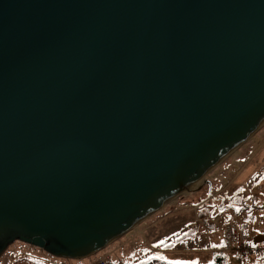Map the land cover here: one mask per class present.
Returning a JSON list of instances; mask_svg holds the SVG:
<instances>
[{
    "label": "water",
    "instance_id": "95a60500",
    "mask_svg": "<svg viewBox=\"0 0 264 264\" xmlns=\"http://www.w3.org/2000/svg\"><path fill=\"white\" fill-rule=\"evenodd\" d=\"M263 122L264 0H0V256L97 253Z\"/></svg>",
    "mask_w": 264,
    "mask_h": 264
},
{
    "label": "rangeland",
    "instance_id": "374dc122",
    "mask_svg": "<svg viewBox=\"0 0 264 264\" xmlns=\"http://www.w3.org/2000/svg\"><path fill=\"white\" fill-rule=\"evenodd\" d=\"M205 178L211 181L210 186L175 196L139 225L91 256L64 259L16 241L0 256V264H98L99 258L107 254L115 264H140L161 256L169 262L208 264L211 261L213 264L214 256L221 251L226 221L237 220L243 228L258 221L259 226H264V208L256 211L254 220L245 213L237 215L230 208V200L237 196L257 195L261 204L264 202V122ZM227 253V264H256L260 259Z\"/></svg>",
    "mask_w": 264,
    "mask_h": 264
},
{
    "label": "built area",
    "instance_id": "2783aa9c",
    "mask_svg": "<svg viewBox=\"0 0 264 264\" xmlns=\"http://www.w3.org/2000/svg\"><path fill=\"white\" fill-rule=\"evenodd\" d=\"M223 235L221 251L234 253L239 257L264 255V242H251L237 220L226 221L223 225ZM98 264H115V262L112 261L111 255L107 254L99 258Z\"/></svg>",
    "mask_w": 264,
    "mask_h": 264
},
{
    "label": "trees",
    "instance_id": "16d2710c",
    "mask_svg": "<svg viewBox=\"0 0 264 264\" xmlns=\"http://www.w3.org/2000/svg\"><path fill=\"white\" fill-rule=\"evenodd\" d=\"M231 201L230 208L235 210V214L240 215L242 213L247 214L250 220H254L256 216V211L264 208V202L261 204V199L259 196H250L243 198L242 196H237ZM222 208V207H221ZM239 209V211H237ZM245 226V225H244ZM228 253L224 251H220L218 254L214 256L213 264H227L228 262ZM258 262L256 264H264V255H258ZM140 264H172L165 259L161 258H153L146 260Z\"/></svg>",
    "mask_w": 264,
    "mask_h": 264
},
{
    "label": "crops",
    "instance_id": "0c3cea01",
    "mask_svg": "<svg viewBox=\"0 0 264 264\" xmlns=\"http://www.w3.org/2000/svg\"><path fill=\"white\" fill-rule=\"evenodd\" d=\"M259 221L256 224H247L245 231L248 234V239L252 242H264V226H259Z\"/></svg>",
    "mask_w": 264,
    "mask_h": 264
},
{
    "label": "snow or ice",
    "instance_id": "6c2138e0",
    "mask_svg": "<svg viewBox=\"0 0 264 264\" xmlns=\"http://www.w3.org/2000/svg\"><path fill=\"white\" fill-rule=\"evenodd\" d=\"M237 211H239V209H237ZM262 215H264V213H262ZM160 258L163 259L164 257L161 256ZM172 264H182V262H172ZM208 264H211V261H209Z\"/></svg>",
    "mask_w": 264,
    "mask_h": 264
},
{
    "label": "bare ground",
    "instance_id": "6f19581e",
    "mask_svg": "<svg viewBox=\"0 0 264 264\" xmlns=\"http://www.w3.org/2000/svg\"><path fill=\"white\" fill-rule=\"evenodd\" d=\"M195 185H196V184H195ZM195 185H193V186L191 187V189H192Z\"/></svg>",
    "mask_w": 264,
    "mask_h": 264
}]
</instances>
